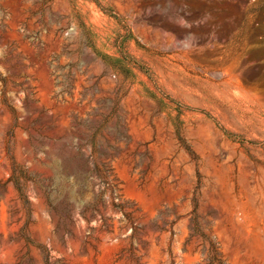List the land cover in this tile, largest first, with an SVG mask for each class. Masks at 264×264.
I'll list each match as a JSON object with an SVG mask.
<instances>
[{"label":"rangeland","instance_id":"obj_1","mask_svg":"<svg viewBox=\"0 0 264 264\" xmlns=\"http://www.w3.org/2000/svg\"><path fill=\"white\" fill-rule=\"evenodd\" d=\"M0 264H264V0H0Z\"/></svg>","mask_w":264,"mask_h":264}]
</instances>
